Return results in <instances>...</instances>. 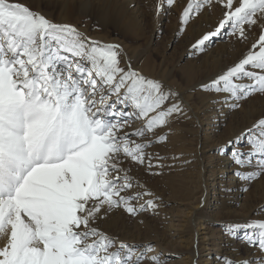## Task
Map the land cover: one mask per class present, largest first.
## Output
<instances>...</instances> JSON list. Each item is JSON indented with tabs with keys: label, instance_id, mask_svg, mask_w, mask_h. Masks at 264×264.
<instances>
[{
	"label": "snow or ice",
	"instance_id": "6c2138e0",
	"mask_svg": "<svg viewBox=\"0 0 264 264\" xmlns=\"http://www.w3.org/2000/svg\"><path fill=\"white\" fill-rule=\"evenodd\" d=\"M174 3L160 0L157 14ZM217 7V26L193 47L222 34L251 39L246 54L201 85L235 108L264 93V0H190L181 24ZM119 48L0 0V264H161L148 255L153 246L141 250L100 229L115 209L136 216L158 206L140 203L151 193L133 191L129 172L146 159L153 166V137L165 141L159 130L185 115L178 94L130 60L122 66ZM242 135L248 150L232 147L231 161L250 184L264 175V118ZM240 233L259 257L243 264H264V219L226 228L229 237Z\"/></svg>",
	"mask_w": 264,
	"mask_h": 264
},
{
	"label": "rangeland",
	"instance_id": "374dc122",
	"mask_svg": "<svg viewBox=\"0 0 264 264\" xmlns=\"http://www.w3.org/2000/svg\"><path fill=\"white\" fill-rule=\"evenodd\" d=\"M16 2L29 6L54 23L73 25L88 37L101 40L102 44L119 45L122 66L130 60L135 70L158 81L166 91L178 94L182 100L185 115L171 119L167 127L159 130V135L167 137L165 141L159 142L158 136L153 137L152 146L146 149L153 166L149 168L146 159L143 165L133 166L129 172L135 185L133 191L151 193V196H144L140 203L154 199L158 206L136 216H130L122 209H115L100 224L102 231L141 250L145 246H153L148 255L160 256L161 264H187L181 261V254L192 250L196 234H203L202 241L198 244L199 253L204 256L212 253L211 257L215 258L214 254L223 245L220 242L221 235L226 233L227 226L232 224L231 220H238L237 223L242 224L254 219H264V208L252 213L242 206L247 201L246 192L253 191L255 186V193L260 197L254 198L251 206L260 202L262 191L264 193V175L247 183V186L244 185L247 191L243 189L237 196L239 203L232 208L233 216L226 214L222 207H214L219 205L216 201L218 196L214 195L219 190V174L235 166L231 161L232 147H238L241 151L248 150L246 142L230 146L229 141L242 134L248 120L264 118V93H252L237 102L239 107L231 108L226 123L217 132L219 135L214 136L213 123L216 121L213 117L223 116L206 113L215 110L213 103L223 94L208 92L201 85L208 83L223 69L236 62L242 54H246L252 42L251 39L240 42L235 35L222 34L219 38L206 42V46L200 50L193 47L204 34L217 26L222 16L219 7L210 12L204 11L201 15L194 16L187 25H182L180 18L190 0H175L173 6L159 14L156 5L160 0ZM107 9L108 17H105ZM255 35L254 33L253 36ZM208 103L213 108L208 107ZM241 110L246 111L242 117L239 114ZM235 114L240 117L237 115L234 120ZM208 119L213 122L211 125L208 124ZM204 137L207 140L201 142ZM221 149L224 150L223 153ZM206 184L209 202L213 207L204 215L210 219L196 223L188 213H196V199L200 197L202 187ZM171 218L179 221L173 222L175 224L171 226ZM205 234L207 238H204ZM241 235L242 233L234 238L241 239ZM228 254L223 250L219 261H223ZM205 259L208 258L200 257L198 264H206L203 262ZM244 260L240 259L238 262L242 264Z\"/></svg>",
	"mask_w": 264,
	"mask_h": 264
},
{
	"label": "bare ground",
	"instance_id": "6f19581e",
	"mask_svg": "<svg viewBox=\"0 0 264 264\" xmlns=\"http://www.w3.org/2000/svg\"><path fill=\"white\" fill-rule=\"evenodd\" d=\"M119 14H120V12H119ZM104 16L108 17V9L105 11ZM90 38L92 40H94V41L101 42V40L98 39L99 40L98 41L97 38H92V37H90ZM222 100H223V95L220 96V98L216 99V101L213 103V107L215 108V110L211 111L210 113H209V111L206 113L207 115L213 113L212 116H218V115H222L223 116L222 118L221 117H219V118L213 117L214 118L213 120L216 121L215 123L211 122L208 119V124L211 125L213 123V125H214V130H215V133L213 132L214 136L219 135L217 132L222 129V126L226 123V119L229 117V115L231 114L230 112L232 110L231 109L232 107L230 106L231 103L230 104H224V103H222ZM208 104L209 105L206 104L208 107L209 106L212 107L211 103H208ZM245 112H246L245 110H241L239 112L240 116L242 117L245 114ZM237 115L238 114H235V117L233 118L234 120L237 119L236 118ZM259 116H261V115H259ZM261 118L262 117H259V118L253 119V120H248L247 121V125L245 127L246 129L244 128L245 130L242 132V134L245 133V131L247 129L252 128V126L258 121V119H261ZM139 126L140 125L137 122L135 125H133L132 128H128L127 130L128 131H132L133 128L139 127ZM242 134L240 136L236 135V136L233 137V139H235V140H233L234 144L236 143L238 137H239L238 144L242 143V142L245 143V138H244V136H242ZM222 139H223V137H222ZM206 140H207L206 137L201 138V142L202 141L205 142ZM200 155H202V153ZM235 170H236L235 166L234 167H229V170L219 174V175H221L217 179L219 181V188H218L219 190H218V193L214 194V195L218 196V198H216V201H217V204H219V205H216L214 207H222L221 209H223L226 214H231V216L234 215V211L232 210V208L235 207L236 204L239 203V199H238L237 196L244 189V185L247 186V182L240 181L234 175ZM205 171H206V167H205ZM214 173H215L214 175H216V172H214ZM217 180H216V182H217ZM256 189H257V186L254 187L253 191L246 192V200L247 201L245 202V204H242V206L244 205V208H246L247 210H250V212H252V213L260 212L264 208V193H263V191H262V199L260 200V202H258L257 204L251 206L254 198L256 199V198L260 197L258 194L255 193ZM200 193H201L200 197H198L196 199V202H195V204H196L195 205V209H197L196 213L194 215L191 214L192 213L191 211L188 213V214H190V218L193 217L195 219V220L193 219L195 222L196 221L200 222L203 219L204 220L210 219L209 217H207L204 214L206 213L207 210H209L210 208L213 207V205L209 202V196H208L209 189H208V185L207 184L202 187V190H201ZM175 219L172 220V218H171V222H172L171 226H173L175 224V223L173 224V222H176L178 220V219L177 220H175ZM231 221H232V223H237L238 222V220H231ZM191 223H192V221H191ZM202 235L203 234H199V233L195 235L194 246L191 247L192 250H189L188 253L181 254L182 257H183L182 260H181L182 262H186L187 264H198V259L200 257H207L208 258V259L203 260V262H206V264H225V259L232 261L234 264H240L238 262V260H240V259H250V260H257V261L259 259L256 250L254 248L248 247L245 243H243L242 242V238L241 239L240 238L236 239V238L233 237V239H232L231 237L226 235V233L221 235L222 238H220V242H222L223 245H222L221 250H219L218 253L214 254L215 258L211 257L212 253H208L205 256L201 255V253H199V251H198L199 250L198 249V244H199L200 241H202V239H201V238H203ZM204 238H207L206 234L204 235ZM207 240H210V239H207ZM210 244H211V241H210ZM223 250H226V253L227 252L229 253L228 257H226L223 261H219L218 258L220 256H222L221 252H223ZM241 253H242V255H240ZM201 259H203V258H201Z\"/></svg>",
	"mask_w": 264,
	"mask_h": 264
}]
</instances>
